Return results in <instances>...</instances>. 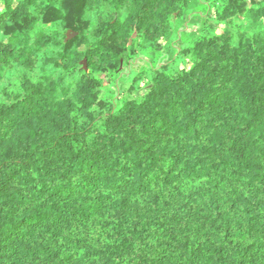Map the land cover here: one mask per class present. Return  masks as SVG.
Returning a JSON list of instances; mask_svg holds the SVG:
<instances>
[{
  "label": "trees",
  "instance_id": "obj_1",
  "mask_svg": "<svg viewBox=\"0 0 264 264\" xmlns=\"http://www.w3.org/2000/svg\"><path fill=\"white\" fill-rule=\"evenodd\" d=\"M192 1L0 0V264H264V0Z\"/></svg>",
  "mask_w": 264,
  "mask_h": 264
},
{
  "label": "rangeland",
  "instance_id": "obj_2",
  "mask_svg": "<svg viewBox=\"0 0 264 264\" xmlns=\"http://www.w3.org/2000/svg\"><path fill=\"white\" fill-rule=\"evenodd\" d=\"M196 6V0L192 1V4L190 5V8L187 12H185L180 18L173 17V23L175 30L178 31L179 34L183 33L186 36H189L190 38L195 35V32L197 30L196 25L199 23V20L192 17L188 12ZM133 98H137L136 94L131 95Z\"/></svg>",
  "mask_w": 264,
  "mask_h": 264
},
{
  "label": "water",
  "instance_id": "obj_3",
  "mask_svg": "<svg viewBox=\"0 0 264 264\" xmlns=\"http://www.w3.org/2000/svg\"><path fill=\"white\" fill-rule=\"evenodd\" d=\"M72 37H73V34H71L70 32H68V34H67V38L70 39V38H72Z\"/></svg>",
  "mask_w": 264,
  "mask_h": 264
}]
</instances>
